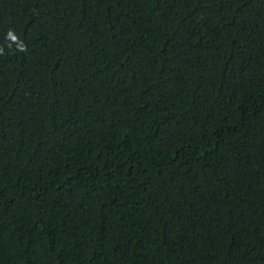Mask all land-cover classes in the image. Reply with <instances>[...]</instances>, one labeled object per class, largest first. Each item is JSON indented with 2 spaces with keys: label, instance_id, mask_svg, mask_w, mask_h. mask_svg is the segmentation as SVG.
Segmentation results:
<instances>
[{
  "label": "trees",
  "instance_id": "1",
  "mask_svg": "<svg viewBox=\"0 0 264 264\" xmlns=\"http://www.w3.org/2000/svg\"><path fill=\"white\" fill-rule=\"evenodd\" d=\"M0 48V264H264V0H0Z\"/></svg>",
  "mask_w": 264,
  "mask_h": 264
},
{
  "label": "clouds",
  "instance_id": "2",
  "mask_svg": "<svg viewBox=\"0 0 264 264\" xmlns=\"http://www.w3.org/2000/svg\"><path fill=\"white\" fill-rule=\"evenodd\" d=\"M7 37H8V39H10L13 42H16L18 40V37L14 34V32L12 30H9V32L7 33ZM10 46L11 45H9V47ZM17 47H18V50L21 52L26 51V47L22 42L18 43ZM2 54H4L3 48H0V55H2Z\"/></svg>",
  "mask_w": 264,
  "mask_h": 264
}]
</instances>
